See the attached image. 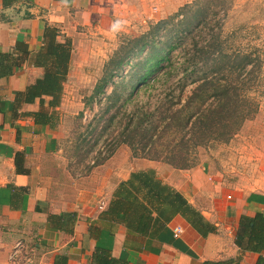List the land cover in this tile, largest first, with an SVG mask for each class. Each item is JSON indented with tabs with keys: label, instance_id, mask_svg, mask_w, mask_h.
Here are the masks:
<instances>
[{
	"label": "crops",
	"instance_id": "1",
	"mask_svg": "<svg viewBox=\"0 0 264 264\" xmlns=\"http://www.w3.org/2000/svg\"><path fill=\"white\" fill-rule=\"evenodd\" d=\"M151 1L159 0H0V54L24 58L11 73L0 74V264H13L9 256L20 242L23 260L32 255L35 264H55L57 256H66L67 264H96L98 249L127 264H234L229 261L238 259V264H258L264 259V252H243L235 243L241 217L264 213V192H226L201 168L180 170L135 157L119 163L116 154L89 174L99 183L87 177L90 183L72 189L73 197L62 194L59 175H71L55 162L61 155L58 118L83 33L107 34L116 19L144 13ZM158 10L152 7L147 15ZM47 28L57 31L59 43H72L71 69L56 106H51L50 96L26 100L28 89L45 74L37 58L44 52ZM148 171L179 193L214 230L203 235L171 211L160 231L129 230L120 215L109 212L110 203L121 183ZM163 208L158 202L150 205L153 221ZM178 226L183 233L175 238Z\"/></svg>",
	"mask_w": 264,
	"mask_h": 264
},
{
	"label": "rangeland",
	"instance_id": "2",
	"mask_svg": "<svg viewBox=\"0 0 264 264\" xmlns=\"http://www.w3.org/2000/svg\"><path fill=\"white\" fill-rule=\"evenodd\" d=\"M152 7L159 10L149 16ZM198 10L200 17L195 19ZM164 22L167 25L157 33L155 28ZM114 23L107 34L83 33L86 36L76 49L73 76L66 86V101L57 127L61 155L55 162L60 161L67 175H71L70 179L59 175L62 194L73 197L72 189L90 183L88 178L99 183L89 174L112 152L119 154V163L128 158L133 161L131 147L120 143L127 125L130 123L128 127L133 130L139 115L144 113L154 120L164 117L168 122V113L189 112V98L195 88L192 80L209 75L208 68L213 64L189 66L188 53L193 52L195 45H205L214 37L216 50L227 56L222 59L216 53L218 87L223 89L225 83H231L235 90L226 112L243 114L233 119L236 133L229 139L223 135V126H213L201 136L202 146L186 148L187 158L192 168L203 169L206 178L226 192H264V0L151 1L144 13L119 17ZM144 42L146 47L140 52ZM156 52L160 56L167 54L165 65L172 62L179 66L177 77L156 86L149 80L133 90L134 80L141 74L153 69L157 72V67L152 66ZM244 60L247 66L239 67L233 74L234 65ZM194 68L196 72L191 74ZM164 71L159 70L158 74ZM185 74L179 85L178 78ZM106 81L110 82L104 86ZM220 115L223 117V113ZM244 115L248 119L240 122ZM150 135L154 140L160 139L164 162L171 160L178 146L188 140L161 127ZM25 258L22 263L35 264L32 255Z\"/></svg>",
	"mask_w": 264,
	"mask_h": 264
},
{
	"label": "trees",
	"instance_id": "3",
	"mask_svg": "<svg viewBox=\"0 0 264 264\" xmlns=\"http://www.w3.org/2000/svg\"><path fill=\"white\" fill-rule=\"evenodd\" d=\"M200 17V11L195 14V19ZM167 25L166 22L160 23L155 29L158 33L163 27ZM45 46L44 52L39 54L37 58V66L45 68L44 76L37 80L32 85L26 94V100L33 102L36 98L41 96H50L52 101L51 106L59 104L64 83L67 81L69 71L71 69V52L72 43L70 40L64 43H59L56 40L57 31L53 28H47L45 31ZM217 38L212 39L215 41ZM144 41V40H143ZM213 41L206 43L205 45H195L193 52H189L187 58L189 66H198L202 64L207 66V63L213 64L208 68V74L204 77H196L192 80V84L195 85L191 97L189 100L192 105L187 110L185 115H182V110L175 113H168L166 117H169V121L166 122L165 118L160 117L158 120L148 119V116L144 113L139 115L134 123L133 130L125 129V137L121 141L120 145L125 144L131 147L134 157L145 158L152 161H162L164 154L159 151L162 146L160 139L154 140L150 132L158 131L159 127L166 131H172L175 136L183 135V138L188 137V140L180 144L177 148L179 151H175L171 156V160H168V165L180 169H191L193 164L187 158V149L191 145L202 146L204 143L201 136L210 132L213 126H223V135L226 139H229L234 135L236 130H233V119L241 116L240 113L226 112V107L229 106L230 99L235 92L232 89L231 83H225L223 89H219L217 83L218 67L214 64L218 61L219 56H223L222 59L227 58L222 51H217ZM146 43H142L140 52L144 50ZM167 48H163L162 53ZM24 56H28L29 53L26 50H21ZM218 53V55H216ZM156 61L152 65L157 67V72L153 69L148 73L141 74L132 85V89H136L140 85H146L147 81L152 80V86H156L160 83L163 85L167 83L174 75L177 77L179 66L173 65L169 62L168 65L164 63L168 60L167 54L160 56V52L155 53ZM0 74L5 75V71L11 73L14 67L19 66L22 57H15L10 54H0ZM246 59V58H243ZM4 60L7 61V67L3 66ZM244 60L237 66L234 65L233 74L239 69L247 66ZM234 63H232L233 65ZM231 65V64H230ZM231 65V67H232ZM9 66V68H8ZM230 67V69H231ZM7 68L9 70H7ZM189 67L186 68V70ZM229 69V70H230ZM164 71L158 74V71ZM232 70V69H231ZM167 71V72H166ZM194 68L191 74L195 73ZM157 74V76H155ZM190 75V73H188ZM187 76L186 74L178 78V84L181 85L183 80ZM110 81L104 82V86ZM186 85H184L185 87ZM183 87V88H184ZM223 113V117H220ZM239 119V118H238ZM243 119H248L247 116H242L240 122ZM133 120V119H132ZM185 151V152H184ZM114 152L110 153L106 158L99 161L98 164L104 163L107 159L113 156ZM22 158L17 161V167L20 168ZM177 160V161H176ZM184 161V162H183ZM155 202L165 205V208L159 210L158 218L153 221L150 205H154ZM171 211L172 215L181 214L193 227L198 229L203 235H207L214 229L211 225L203 219V216L189 206L187 201L177 192L171 190L169 187L162 184L161 181L156 179L153 171L134 173L131 178L120 184L114 197L111 200L109 212L115 215H120L126 224L127 228L133 232L145 233L150 227L156 230H162L165 228V224L168 222L167 214ZM236 245L243 252H264V213L259 212L254 217L243 215L239 222V227L236 234ZM66 256H57L55 264H67ZM238 261H229L238 264ZM96 264H127L122 260H117L111 256L110 251L98 249L95 255ZM216 264H227L216 263ZM258 264H264V259L261 257Z\"/></svg>",
	"mask_w": 264,
	"mask_h": 264
},
{
	"label": "built area",
	"instance_id": "4",
	"mask_svg": "<svg viewBox=\"0 0 264 264\" xmlns=\"http://www.w3.org/2000/svg\"><path fill=\"white\" fill-rule=\"evenodd\" d=\"M183 233V229L182 227H175L173 234L175 238L180 237V235ZM22 247H23V243H17V245L15 246V248L13 249V251L11 252L10 256H9V262L13 263V264H25L23 261V255H22Z\"/></svg>",
	"mask_w": 264,
	"mask_h": 264
}]
</instances>
